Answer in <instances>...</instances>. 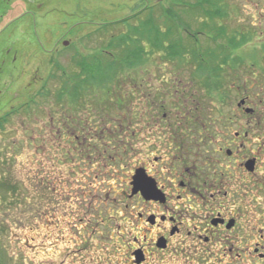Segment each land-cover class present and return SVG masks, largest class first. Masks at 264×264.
<instances>
[{"label":"rangeland","instance_id":"rangeland-1","mask_svg":"<svg viewBox=\"0 0 264 264\" xmlns=\"http://www.w3.org/2000/svg\"><path fill=\"white\" fill-rule=\"evenodd\" d=\"M150 1L159 3L153 11L130 10L132 4L141 5V0H126L123 2L126 7L107 8V4L118 2L109 0L100 10L81 8L77 11L78 23H29L28 77L23 81L15 74L12 101L8 93L9 109L13 105L14 116L3 122L4 128L0 126V264H86L90 257L95 259L90 264H96L98 258L104 259L102 245L106 242L101 244L97 235L107 239L112 233L108 234L107 228H114L120 219L125 200V194L121 192L126 190L128 175L133 173L130 169L136 165L134 120L141 99L139 83L148 84L149 88L158 89L157 92L160 90L157 93L160 99L168 94L159 101L161 104L176 100V95L183 93V84L195 90L205 81L198 74L192 76L198 69L196 66L184 69L181 55L169 58L166 52L153 49L151 41H145L143 46L148 48V54L144 55L146 60L142 66L117 74L113 83L95 81L91 87L87 83L78 85L73 83L74 72L79 71L73 70L76 67L72 53L90 57L106 48L120 52L124 43L115 48V39L119 42L133 40L136 38L134 28L145 35L150 31L145 26L147 23L160 31L171 23L172 11L177 24L191 25L185 43L177 38V42L182 43L179 47L189 48L188 53L194 49L199 54L216 51L215 42L218 41L220 46L224 37L237 30L252 31L250 37L255 42L264 37V0H219L204 7L197 5L199 0ZM183 1L189 6L180 8ZM98 3H94L95 7ZM217 12L221 17L216 16ZM73 13L64 12L56 19L71 22ZM210 15H213L212 20ZM120 20L123 21L119 23L124 26L126 23L127 28H111L108 34H97L98 30L115 24L111 22ZM203 23L206 24L202 27ZM211 23L223 26L226 35L223 36ZM34 30L38 31L43 44H38ZM198 31L201 34H197ZM64 41L71 44L68 51L60 44L61 57L49 55L58 42ZM137 41L138 45L142 42L140 38ZM227 47L232 48V45ZM251 53L258 58L254 51ZM78 56L75 61L80 60ZM108 62L102 58V68L107 67ZM212 62L214 64L209 67L215 69V59ZM100 64L97 63L98 68H101ZM208 76L206 84H213L214 75L207 72ZM107 86L120 90L105 100L99 90ZM71 87L82 90L83 97L73 100ZM142 91L144 99H152V92ZM211 94L213 92H207L204 102L207 112L214 110ZM117 98L125 103L118 104ZM4 103L6 111L7 102ZM25 103H29L27 109L22 106ZM102 118L107 121L105 124ZM104 125L114 132L116 126H123V134L117 132L120 137L103 135V138L99 131ZM60 127L64 133L62 138L58 135ZM71 128L75 132L72 143L66 133ZM84 138H87L84 145L78 144ZM92 147H98L100 151L96 148L90 151ZM112 147L122 151L128 149L123 151L122 162L112 160L118 153L112 151ZM101 212L104 214L100 215ZM91 227L92 232H88ZM85 231L89 234H86L87 238L96 233L91 243L88 240L85 244L82 237ZM73 250L75 253L72 254Z\"/></svg>","mask_w":264,"mask_h":264},{"label":"flooded vegetation","instance_id":"flooded-vegetation-1","mask_svg":"<svg viewBox=\"0 0 264 264\" xmlns=\"http://www.w3.org/2000/svg\"><path fill=\"white\" fill-rule=\"evenodd\" d=\"M107 1L0 0L2 128L3 122L14 116L8 93L12 101L15 74L23 81L28 77L29 23H78L77 11L100 10ZM117 1L107 8L126 7V0ZM141 1V5L132 4L130 10L153 11L159 5ZM186 6L183 1L180 8ZM64 12H74L71 22L56 19ZM189 24H176L173 41L178 38L185 43ZM211 24L226 35L223 26ZM250 35L249 30L234 31L220 46L215 42L216 51L201 53L199 61L191 53H183L184 69L196 66L192 76L198 74L205 81L195 90L183 84V93L177 94L176 100L159 104L168 94L160 99V90L139 83L141 99L134 120L136 165L130 169L133 173L128 175L126 190L121 192L125 200L120 219L114 228H107L108 234L112 232L107 239L97 235L101 244H106L102 245L104 259L98 258L96 264H264V37L255 42ZM34 37L43 44L36 30ZM60 44L65 51L71 47L70 42H58L49 55L61 57ZM212 59L215 69L209 67L214 64ZM207 72L214 75L213 84H206ZM142 89L155 93H150L152 99H144ZM209 91L215 103L212 112L204 105ZM22 106L27 109L29 103ZM106 122L102 118V123ZM114 129L116 132L104 125L99 132L108 138L120 137L117 132L123 134V126ZM58 130L62 138L63 129ZM66 133L72 143L75 132L71 128ZM85 139L78 144L84 145ZM93 148L100 151L98 147L90 151ZM112 151H118L112 160L122 162L123 151L115 147ZM88 232L82 236L85 244L96 236L93 233L87 238ZM92 260L94 263L90 257L86 264Z\"/></svg>","mask_w":264,"mask_h":264},{"label":"trees","instance_id":"trees-1","mask_svg":"<svg viewBox=\"0 0 264 264\" xmlns=\"http://www.w3.org/2000/svg\"><path fill=\"white\" fill-rule=\"evenodd\" d=\"M219 0H199L197 5L204 7V5H208L213 3L216 4ZM198 6V7H199ZM172 14L171 16V23H167V26L164 27L163 29H159L160 31H157L155 28L152 27L151 23H147L145 26L150 28L149 32H146V34H143V31L140 32L139 29L134 28L133 33L136 34V38L133 40H127L124 42H119L117 41L115 48L119 45L124 43V48L120 52H115V51H107L109 48H106L104 51L101 53L93 54L90 57H83V56H78L80 60L75 61L76 58H73V61L75 63L74 67H76L75 70H78L79 73H76V76L73 78V83L76 82L78 85H83L87 83L89 84L90 87L94 84L95 81H100V82H105V83H113L116 82L114 81V78L116 77L117 74L120 75V73H123L127 71V69H133L136 66H139L144 62L145 57L144 55H147L148 53V48L143 46V43L145 41H151L153 43V49H156L158 51H164L166 52V55L169 58H176L177 56H182L183 53H186L188 49H185L184 47H179L181 42H176L173 41V37L177 36V29L176 26V19L174 18V12H170ZM216 16L221 17L220 13H216ZM211 20L213 19V15H210ZM150 22H151V17H150ZM125 26L127 28L128 25ZM124 23H115V24H110L108 27L104 29L98 30L97 34H108L111 30V28H116V29H121L125 28ZM172 27L173 30H172ZM141 28V25H140ZM200 34V33H197ZM95 36V35H94ZM92 38V36H90ZM95 38V37H94ZM138 38L141 39L140 45H138ZM133 42H135L136 46H134ZM122 47V46H121ZM194 49V48H193ZM196 50V49H194ZM192 50L191 55L194 57L195 61L200 60V54L197 53L196 51ZM203 53V52H202ZM207 53H213V51H207ZM166 56V57H167ZM211 56V55H210ZM213 57V55H212ZM102 58L109 60V62L106 64L108 65L107 67L102 68L100 62L102 61ZM97 63L100 64L101 68H98ZM94 69V74L92 73V70ZM126 80V79H124ZM105 86V85H104ZM108 88V86H107ZM103 88L102 90H99L101 92V97L106 100L107 97L111 95V93L117 92L118 88ZM66 89V87L64 88ZM92 89V88H91ZM89 93V91H88ZM82 90H79V88L76 87H71L70 90V96L73 99H78L79 97H83ZM73 99V100H74ZM123 99H118L116 102L118 104L122 105ZM3 127V125L1 124Z\"/></svg>","mask_w":264,"mask_h":264}]
</instances>
